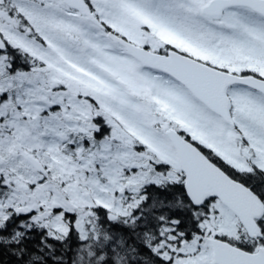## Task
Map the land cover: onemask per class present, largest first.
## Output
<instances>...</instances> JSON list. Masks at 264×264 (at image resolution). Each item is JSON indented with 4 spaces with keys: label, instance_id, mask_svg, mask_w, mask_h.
I'll return each mask as SVG.
<instances>
[{
    "label": "snow or ice",
    "instance_id": "6c2138e0",
    "mask_svg": "<svg viewBox=\"0 0 264 264\" xmlns=\"http://www.w3.org/2000/svg\"><path fill=\"white\" fill-rule=\"evenodd\" d=\"M0 264H264V0H0Z\"/></svg>",
    "mask_w": 264,
    "mask_h": 264
}]
</instances>
